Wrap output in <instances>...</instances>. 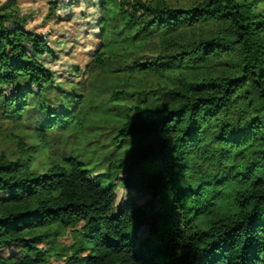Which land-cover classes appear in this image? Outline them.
I'll return each instance as SVG.
<instances>
[{
  "label": "trees",
  "instance_id": "obj_1",
  "mask_svg": "<svg viewBox=\"0 0 264 264\" xmlns=\"http://www.w3.org/2000/svg\"><path fill=\"white\" fill-rule=\"evenodd\" d=\"M97 6L93 67L115 76L107 102L121 107L114 180L74 154L37 170L51 139H82L92 102L55 81L17 0L0 4V118L36 113V142L12 136L15 158L0 153V264H264V0ZM116 180L148 190V210L117 203Z\"/></svg>",
  "mask_w": 264,
  "mask_h": 264
},
{
  "label": "rangeland",
  "instance_id": "obj_2",
  "mask_svg": "<svg viewBox=\"0 0 264 264\" xmlns=\"http://www.w3.org/2000/svg\"><path fill=\"white\" fill-rule=\"evenodd\" d=\"M55 1L58 2L56 14L60 21L52 18L50 13V3ZM166 1L182 4L190 0ZM4 2L6 0L0 4ZM97 2L98 0H17V6L27 10V15L20 17L25 28L40 34L51 50L41 61L53 73L55 81L79 84L78 89L86 96L84 102H92L91 111L85 117L86 128L82 131V139L73 128L68 129L62 138L51 139L43 156L36 161L35 166L40 172L48 167L49 156H54L57 162H61L63 156L74 154L87 163L91 176L107 175L110 180L125 177V166L115 169L111 162L117 152L114 151L110 138L118 119L116 114L121 107L113 106L107 100L118 86L110 71L93 67L94 51L100 42L99 24L102 18ZM106 108H110L109 111H105ZM35 121L34 109H28L21 117L4 118V121L0 118V153L15 158L17 144L12 136L20 137L26 146L35 143ZM153 143L154 138L141 144H133L124 152L123 157L130 162L134 156L151 150ZM114 182L117 203L134 198L145 211L148 210L147 202L151 198L148 190L136 189L131 184L125 187L117 180ZM10 251L12 249L6 250Z\"/></svg>",
  "mask_w": 264,
  "mask_h": 264
},
{
  "label": "clouds",
  "instance_id": "obj_3",
  "mask_svg": "<svg viewBox=\"0 0 264 264\" xmlns=\"http://www.w3.org/2000/svg\"><path fill=\"white\" fill-rule=\"evenodd\" d=\"M3 0H0V3H2ZM14 12L21 18L25 17L27 15V10L24 9L22 6H18L14 9ZM257 214L264 216V209H257Z\"/></svg>",
  "mask_w": 264,
  "mask_h": 264
}]
</instances>
